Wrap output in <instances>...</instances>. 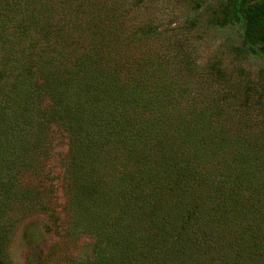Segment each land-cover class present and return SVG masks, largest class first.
<instances>
[{
  "label": "rangeland",
  "instance_id": "rangeland-1",
  "mask_svg": "<svg viewBox=\"0 0 264 264\" xmlns=\"http://www.w3.org/2000/svg\"><path fill=\"white\" fill-rule=\"evenodd\" d=\"M261 3L0 0V264H264Z\"/></svg>",
  "mask_w": 264,
  "mask_h": 264
},
{
  "label": "trees",
  "instance_id": "trees-1",
  "mask_svg": "<svg viewBox=\"0 0 264 264\" xmlns=\"http://www.w3.org/2000/svg\"><path fill=\"white\" fill-rule=\"evenodd\" d=\"M263 23H264V3L252 4L246 12V17L244 18V23H243V33L246 39V44L249 47L248 49L252 48L251 49L252 52H256L258 46L264 48ZM211 108L215 109L213 106H211ZM208 113L213 114L214 120L216 119V114L214 111H208ZM256 156L260 158V165L258 167H259V171L263 176V182H264V156L263 155H256Z\"/></svg>",
  "mask_w": 264,
  "mask_h": 264
}]
</instances>
